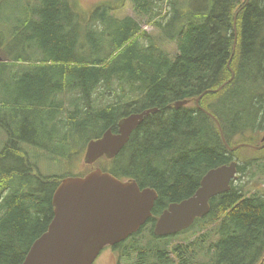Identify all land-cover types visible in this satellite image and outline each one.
Masks as SVG:
<instances>
[{"label": "trees", "instance_id": "obj_1", "mask_svg": "<svg viewBox=\"0 0 264 264\" xmlns=\"http://www.w3.org/2000/svg\"><path fill=\"white\" fill-rule=\"evenodd\" d=\"M8 1L23 5L5 38L0 25V264L23 263L70 175H43L23 143L70 161L123 116L151 108L120 154L97 165L160 195L145 225L105 249L117 264H264V0H129L136 16L122 19L108 1L0 0V14ZM248 80L249 90L233 91ZM232 161L245 183L213 197L190 228L154 232L165 207Z\"/></svg>", "mask_w": 264, "mask_h": 264}, {"label": "water", "instance_id": "obj_2", "mask_svg": "<svg viewBox=\"0 0 264 264\" xmlns=\"http://www.w3.org/2000/svg\"><path fill=\"white\" fill-rule=\"evenodd\" d=\"M157 110L125 116L119 122V133L108 129L102 137L91 140L86 162L94 163L103 155L115 157L132 130ZM236 173V161L207 171L194 194L168 205L154 232L159 236L176 234L207 215L210 199L228 191ZM157 198L155 189L142 188L136 180H122L101 168L82 177L68 176L53 194L54 215L47 230L34 240L22 264H94L106 246L125 241L146 224Z\"/></svg>", "mask_w": 264, "mask_h": 264}, {"label": "rangeland", "instance_id": "obj_3", "mask_svg": "<svg viewBox=\"0 0 264 264\" xmlns=\"http://www.w3.org/2000/svg\"><path fill=\"white\" fill-rule=\"evenodd\" d=\"M102 1H108V3L110 5H112L114 7H118L114 10H109L110 14L114 15L115 17L122 19L127 14L136 16L134 8H133L131 2L128 0L126 1V4H124V6H121L123 0H83V3H84L83 6H87L88 9H91L93 5L94 6L96 5L94 8H92V9H96L97 7H99V5ZM5 4H6L5 9L0 14V25L2 26L1 27V34L4 38L6 37V32H5L3 25H5L6 27H11L13 19L10 16L13 13L14 8L22 6L23 3L17 2L15 4H13L11 1H8L7 3L5 2ZM141 25H142L143 29H145L148 33L157 34V32H158V30L153 26V24L147 22L146 20L141 21ZM19 44H21V42H14V43H12L11 48H17V47H19ZM164 46L168 50V52L170 53L171 58L175 59L176 55H173V54H175L177 52L176 44L173 41H171V42L166 41ZM103 47L104 48L102 49V51H104L103 53L105 54L108 51V47H106V45H103ZM248 83H249V85L247 87H243V88H240L237 85H235L233 87V91L239 92L241 90H244V91L249 90L251 87L249 80H248ZM231 98H233L232 93H231ZM261 142H262V145L264 148V133L261 134ZM22 146L26 151L29 152L32 162L37 164L39 171L43 175H62L65 172H67V170H70V172H72L80 164V161H82V159H83L82 157H81V159L77 156L74 157L72 159V162L74 163V165L69 167L68 159L66 157H63L61 154L53 155V154H51L52 150H48V149L43 148V147L34 146V145H31V144L26 143V142H24ZM2 147H3V143L0 142V149ZM77 147H78V149L81 150L82 146L77 144V146H75L71 150V152L76 151ZM58 149L62 150V148H60L59 146H58ZM63 151L67 153L69 151V149L65 148V150H63ZM74 173L78 174L79 171L74 172ZM260 182H261V184H259L257 186L264 187V181H260ZM246 184H247V187H245V190L248 192L250 191V193H254L253 190H256V187L251 186L247 181H246ZM118 259H119V257L117 256V251L109 250V251L105 252L104 254L103 253L100 254L95 262H96V264H117Z\"/></svg>", "mask_w": 264, "mask_h": 264}]
</instances>
